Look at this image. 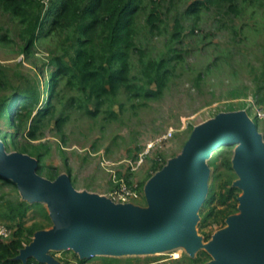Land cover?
<instances>
[{
  "label": "rangeland",
  "instance_id": "1",
  "mask_svg": "<svg viewBox=\"0 0 264 264\" xmlns=\"http://www.w3.org/2000/svg\"><path fill=\"white\" fill-rule=\"evenodd\" d=\"M40 1L43 16L50 0ZM194 1L201 0H155L157 8L152 12V3L145 0L138 16L137 41L148 57L169 59L161 86H149L155 94L133 97L139 93L133 91L129 98L118 90L91 116L81 107L83 94L76 88L71 91L68 86H60L59 97L49 99L50 114L36 123L32 122L33 115L26 120V111L19 117L21 122L17 120L19 113H10V121L0 114V146L4 153L32 159L40 177L49 181L66 178L76 193L86 198H107L116 188V181L123 180L138 189L139 200L133 205L145 209L146 190L155 178L179 158L193 131L215 117L245 115L256 126L264 145V5L257 2L236 13L202 8L194 20L186 16ZM150 13L157 16L152 31L146 24ZM47 28L27 48L19 38L18 22L0 10V102L12 103L13 110H18L25 93L48 103L46 80L54 71L52 60L60 57L68 62L73 52L63 44L65 35L56 37ZM172 51L177 58L171 60ZM138 61L137 55L132 57L131 74L137 77L138 87L146 86L147 78L140 74ZM71 96L77 98L80 108L68 106ZM219 148L204 162L208 192L193 225L199 240L196 250L191 252L184 241H178L157 250L100 253L90 260L97 264L215 262L208 252L209 245L228 228L229 219L242 216L240 200L244 197L235 171L237 146ZM230 188L236 189L237 209L222 224H215L216 211L221 209L220 195L225 196ZM24 208L25 214L18 216L17 211ZM16 224L34 231L23 251L38 233L52 230L49 203L29 200L16 185L0 179V226L13 232ZM204 235L209 240L205 241ZM200 252H206L210 259L192 262ZM46 256L51 258L50 264L81 260L73 248H50Z\"/></svg>",
  "mask_w": 264,
  "mask_h": 264
},
{
  "label": "water",
  "instance_id": "2",
  "mask_svg": "<svg viewBox=\"0 0 264 264\" xmlns=\"http://www.w3.org/2000/svg\"><path fill=\"white\" fill-rule=\"evenodd\" d=\"M239 144L235 171L244 197L242 216L210 243L212 264H264V145L256 126L243 114L219 115L196 128L179 158L162 169L146 190L147 208L113 204L107 198L79 196L66 178L49 181L36 173L37 163L0 146V176L13 178L29 200L49 203L53 228L38 233L18 259L50 264V248H73L82 260L100 253L130 254L184 241L199 246L193 233L196 212L207 195L203 160L212 149ZM10 181V180H9Z\"/></svg>",
  "mask_w": 264,
  "mask_h": 264
},
{
  "label": "trees",
  "instance_id": "3",
  "mask_svg": "<svg viewBox=\"0 0 264 264\" xmlns=\"http://www.w3.org/2000/svg\"><path fill=\"white\" fill-rule=\"evenodd\" d=\"M148 1L153 5L152 12H155L157 8L155 0ZM144 2L145 0H50V7L42 16L44 6L40 0H0V10L18 22L19 38L24 41L25 47L33 46L47 25L46 31L56 37L65 35L63 44L73 50L68 62L60 57L52 60L54 71L46 80L48 103H43L40 97H35L34 94L25 93L21 95L17 111L13 110L12 103L0 102V114L6 115L10 121V113H19L17 120L21 122L22 119L19 117L23 114L22 111H26V120L33 115L32 122L36 123L50 114L52 107L48 105L49 99L59 97L60 86H68L71 91L76 88L77 92L83 94L85 100L81 107L91 116H95L108 102L110 96L118 90H123L129 98L133 91L139 92H135L133 97L136 94H142L144 97L155 94L149 86L156 85L158 88L161 86L168 73L169 59H150L145 48L137 41L136 22L143 10ZM257 2L261 7L264 5V0L194 1L188 6L186 16L196 20L202 8L236 13ZM155 22L156 14L150 13L146 19L150 31L156 28ZM136 55L140 74L147 78L146 86L138 87L135 83L137 77L131 74V60ZM175 58L177 56L173 54L171 60ZM69 102L68 106L75 105L80 108L79 101L74 96L70 97ZM0 179L4 178L0 176ZM5 181L14 184L9 180ZM235 191L236 189L230 188L225 196L220 195L221 209L216 211L217 216L213 223L222 224L237 209ZM213 210L214 208L211 212ZM25 212V208L19 209L17 215L23 216ZM202 228L203 224L200 225V230ZM10 232L11 235L7 239L0 238V264H38L34 258L27 259L25 263L18 259L23 246L30 243L34 231L16 224V229ZM204 240H209V236L204 235ZM201 259L208 261L210 256L206 252H200L192 262L197 263ZM75 262L82 263V260Z\"/></svg>",
  "mask_w": 264,
  "mask_h": 264
},
{
  "label": "built area",
  "instance_id": "4",
  "mask_svg": "<svg viewBox=\"0 0 264 264\" xmlns=\"http://www.w3.org/2000/svg\"><path fill=\"white\" fill-rule=\"evenodd\" d=\"M137 166V165H136ZM118 184L116 188L107 196V199L110 200L113 204H134L139 200V192L137 187L128 185L123 180H117ZM11 235V232L6 228L0 226V238L7 239ZM74 264H97L92 262L90 258L83 259L82 263L75 262ZM154 264H161L160 262Z\"/></svg>",
  "mask_w": 264,
  "mask_h": 264
},
{
  "label": "bare ground",
  "instance_id": "5",
  "mask_svg": "<svg viewBox=\"0 0 264 264\" xmlns=\"http://www.w3.org/2000/svg\"><path fill=\"white\" fill-rule=\"evenodd\" d=\"M234 145H236L238 148H239V144L238 143H234ZM221 147V146H219ZM219 147L217 148H214L211 150V152L208 153L207 157L203 160V163L206 162L207 159H209L211 157V155H213V152L218 149ZM10 181H14L13 178H8ZM174 257H177V255L175 254Z\"/></svg>",
  "mask_w": 264,
  "mask_h": 264
}]
</instances>
